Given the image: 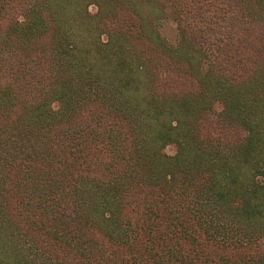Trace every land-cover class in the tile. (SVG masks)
<instances>
[{
    "label": "trees",
    "instance_id": "1",
    "mask_svg": "<svg viewBox=\"0 0 264 264\" xmlns=\"http://www.w3.org/2000/svg\"><path fill=\"white\" fill-rule=\"evenodd\" d=\"M95 1L0 0V264H264V0Z\"/></svg>",
    "mask_w": 264,
    "mask_h": 264
},
{
    "label": "rangeland",
    "instance_id": "2",
    "mask_svg": "<svg viewBox=\"0 0 264 264\" xmlns=\"http://www.w3.org/2000/svg\"><path fill=\"white\" fill-rule=\"evenodd\" d=\"M85 1L86 0H83V3H81L80 9L83 12L82 9L84 8L87 13H89V14L92 15L95 12V10L97 9V5H96L97 3H96L95 0H90L87 3ZM187 7L188 6L186 4H184L183 7H181V8L184 9V12H183V15L184 16L187 13V10H186ZM83 30L80 27H78V28L74 27L73 28V32H72V36L71 37L74 36L75 37V40L81 41L80 44H79V46H78V48H82V49H85V48H93L95 42L100 41V39L103 40L106 37V33L101 32L100 35H99V38H100L99 39L98 36L96 37V32L97 31L96 30L92 31L87 26ZM80 31H82V32H80ZM160 32L163 35H166L167 37H172L173 38L174 37V34H175V25H174V22L171 21L170 18L165 19L163 21V24L161 23V25H160ZM217 109H218V106L216 104H214L212 106V108L209 109V113H208L209 116L210 117H213L214 112H216ZM163 151H165L167 153H172L174 151V145L172 143H168V144L164 145Z\"/></svg>",
    "mask_w": 264,
    "mask_h": 264
}]
</instances>
